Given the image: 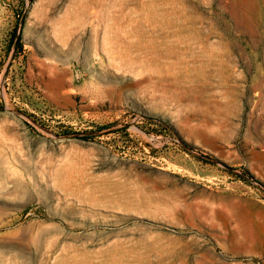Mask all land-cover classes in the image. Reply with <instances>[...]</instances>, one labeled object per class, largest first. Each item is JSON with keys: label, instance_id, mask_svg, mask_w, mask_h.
Returning <instances> with one entry per match:
<instances>
[{"label": "rangeland", "instance_id": "1", "mask_svg": "<svg viewBox=\"0 0 264 264\" xmlns=\"http://www.w3.org/2000/svg\"><path fill=\"white\" fill-rule=\"evenodd\" d=\"M254 107L264 0H0V264H264Z\"/></svg>", "mask_w": 264, "mask_h": 264}, {"label": "crops", "instance_id": "2", "mask_svg": "<svg viewBox=\"0 0 264 264\" xmlns=\"http://www.w3.org/2000/svg\"><path fill=\"white\" fill-rule=\"evenodd\" d=\"M261 115L255 116L248 118V123H249V128L251 129L252 127L259 130V135L256 134L255 138L253 137L249 139V144L253 142V144H257L260 146H264V116L260 117ZM253 124V125H252Z\"/></svg>", "mask_w": 264, "mask_h": 264}, {"label": "built area", "instance_id": "3", "mask_svg": "<svg viewBox=\"0 0 264 264\" xmlns=\"http://www.w3.org/2000/svg\"><path fill=\"white\" fill-rule=\"evenodd\" d=\"M259 94V93H258ZM262 98H258L257 102H261ZM258 113H256V107L251 109L248 118L255 117ZM247 180L250 183V185L253 187L254 190H256L263 198H264V185L258 181H256L253 178H250L247 176Z\"/></svg>", "mask_w": 264, "mask_h": 264}]
</instances>
